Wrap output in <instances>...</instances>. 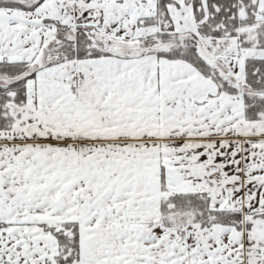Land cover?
Masks as SVG:
<instances>
[{"label":"snow or ice","instance_id":"obj_1","mask_svg":"<svg viewBox=\"0 0 264 264\" xmlns=\"http://www.w3.org/2000/svg\"><path fill=\"white\" fill-rule=\"evenodd\" d=\"M0 264H264V0H0Z\"/></svg>","mask_w":264,"mask_h":264}]
</instances>
